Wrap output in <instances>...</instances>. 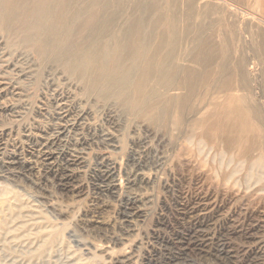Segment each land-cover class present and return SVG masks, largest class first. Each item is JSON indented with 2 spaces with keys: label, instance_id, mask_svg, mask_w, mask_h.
<instances>
[{
  "label": "bare ground",
  "instance_id": "1",
  "mask_svg": "<svg viewBox=\"0 0 264 264\" xmlns=\"http://www.w3.org/2000/svg\"><path fill=\"white\" fill-rule=\"evenodd\" d=\"M227 4L223 0H0V34L8 45L34 53L41 65L57 64L81 86L85 99L117 106L129 116L130 123L138 121L152 129L168 125L179 129L193 100L211 87L215 93L242 91V96L230 95L231 103L224 111L212 103L213 113L220 118L217 122L211 121L209 112L198 118L204 132L214 129L215 138L228 144L246 143L243 155L252 148L260 150L245 178L253 184L264 173V31L255 29L252 22L229 21L230 11L237 9L230 10ZM79 14H90L87 25L91 33L77 48L69 37L78 27ZM255 71L259 74L256 78ZM254 90L262 104L254 100ZM4 135L0 132V151L7 149ZM49 152L41 155L43 171L54 165V153ZM5 159L9 165L16 162L24 167L15 153ZM79 161L69 160L66 167ZM120 171L119 164L106 161L98 179L106 183ZM259 171L263 173L258 175ZM142 176L149 182L148 173ZM72 178L69 176L67 183ZM1 184L0 264H128L134 257V264H151L154 255L142 254L141 244L132 249L126 238L130 233L129 229L124 231L126 226L138 218L133 203L118 198V205L113 202V230L96 229L89 222L80 223L76 207L64 205L73 192L69 195L52 187L51 193L41 194L33 185L41 197L38 200L20 185ZM116 189L111 183L101 194L112 202L115 198L110 193ZM120 245L121 250L115 252Z\"/></svg>",
  "mask_w": 264,
  "mask_h": 264
},
{
  "label": "rangeland",
  "instance_id": "2",
  "mask_svg": "<svg viewBox=\"0 0 264 264\" xmlns=\"http://www.w3.org/2000/svg\"><path fill=\"white\" fill-rule=\"evenodd\" d=\"M223 1L230 10L237 9L230 11L229 21L252 22L255 29L264 31V0ZM86 15L77 16L78 27L69 37L77 48L91 33L87 25L91 16ZM254 74L259 76L257 71ZM211 89L193 100L189 116L179 129L170 125L152 129L138 121L130 123L129 116L117 106L85 99L81 86L57 64L41 65L34 53L8 45L0 34V132H4L3 143L7 145L0 151L4 152L0 156V184L20 185L38 200L41 197L33 185L41 194L51 193L52 187L69 195L73 192L64 205L76 207L79 221L83 220L80 223H90L96 229L113 230V202L118 198L133 203L138 218L126 226L124 231H130L126 238L132 249L141 244L142 254L154 255L151 264H264V173L258 172L263 176L256 185L245 180L261 152L252 148L243 155L246 143L228 144L215 138L214 129L204 132L198 118L209 112L211 121L217 122L220 118L213 113L216 109L212 103L224 111L231 103V94L244 93H215ZM253 92L254 100L262 104L263 100L256 98L259 92ZM192 119L198 123L192 124ZM9 132L13 135L8 136ZM82 142L85 144L78 146ZM43 151L54 153V168L47 166L43 171L39 166ZM14 153L24 167L16 162L8 164L5 158ZM76 158L83 165L77 162L68 169L66 164ZM106 161L119 164L121 171L112 182L102 183L98 176ZM145 173L149 182L142 176ZM69 176L73 178L67 183ZM111 183L118 187L110 193L115 198L112 202L101 194ZM145 233L149 238H144ZM121 248L114 251L118 253ZM136 260L134 257L128 264Z\"/></svg>",
  "mask_w": 264,
  "mask_h": 264
}]
</instances>
